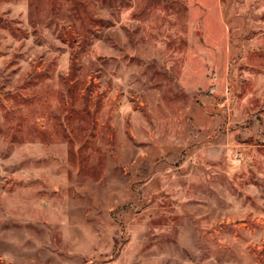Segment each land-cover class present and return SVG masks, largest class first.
<instances>
[{"label": "rangeland", "instance_id": "rangeland-1", "mask_svg": "<svg viewBox=\"0 0 264 264\" xmlns=\"http://www.w3.org/2000/svg\"><path fill=\"white\" fill-rule=\"evenodd\" d=\"M0 264H264V0H0Z\"/></svg>", "mask_w": 264, "mask_h": 264}]
</instances>
